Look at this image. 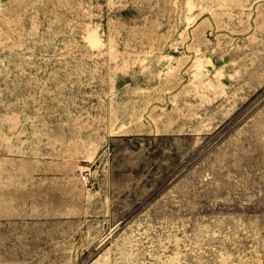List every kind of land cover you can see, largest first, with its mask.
Listing matches in <instances>:
<instances>
[{
	"label": "rangeland",
	"instance_id": "1",
	"mask_svg": "<svg viewBox=\"0 0 264 264\" xmlns=\"http://www.w3.org/2000/svg\"><path fill=\"white\" fill-rule=\"evenodd\" d=\"M0 264H264V0H0Z\"/></svg>",
	"mask_w": 264,
	"mask_h": 264
}]
</instances>
